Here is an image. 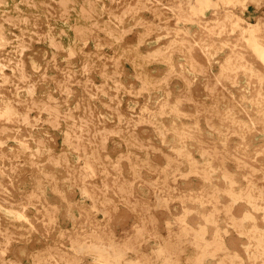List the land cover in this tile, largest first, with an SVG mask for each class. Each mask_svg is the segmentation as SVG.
<instances>
[{"label": "rangeland", "instance_id": "374dc122", "mask_svg": "<svg viewBox=\"0 0 264 264\" xmlns=\"http://www.w3.org/2000/svg\"><path fill=\"white\" fill-rule=\"evenodd\" d=\"M0 264H264V0H0Z\"/></svg>", "mask_w": 264, "mask_h": 264}]
</instances>
